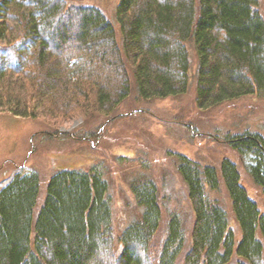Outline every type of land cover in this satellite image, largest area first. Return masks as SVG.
Instances as JSON below:
<instances>
[{"label":"trees","instance_id":"1","mask_svg":"<svg viewBox=\"0 0 264 264\" xmlns=\"http://www.w3.org/2000/svg\"><path fill=\"white\" fill-rule=\"evenodd\" d=\"M115 16L118 34L77 0H0V114L54 123L106 116L131 82L144 101L193 87L199 110L264 93V0H117ZM227 141L239 157L264 159L259 136ZM178 162L188 237L177 215L164 221L151 180L131 181L138 212L122 228L97 167L53 174L37 214L39 176L30 173L0 190V264H264V211L237 165ZM247 172L264 188L261 162ZM220 185L238 232L210 196Z\"/></svg>","mask_w":264,"mask_h":264},{"label":"rangeland","instance_id":"2","mask_svg":"<svg viewBox=\"0 0 264 264\" xmlns=\"http://www.w3.org/2000/svg\"><path fill=\"white\" fill-rule=\"evenodd\" d=\"M77 1L99 9L118 34L117 0ZM131 88L129 96L106 116L93 113L54 123L0 114V190L17 175L38 174L37 214L53 174L97 167L107 181L117 225L123 228L138 212L129 190L131 181L151 180L159 191L164 221L177 215L188 237L192 215L178 173L181 156L216 169L223 160L233 162L247 193L264 211V188L256 187L247 172L256 162L264 166V159L253 154L239 157L227 141L249 134L264 142V93L199 110L193 87L179 97L149 101L138 98L133 82ZM210 196L224 206L229 225L238 232L223 186ZM165 233L163 230L162 238Z\"/></svg>","mask_w":264,"mask_h":264}]
</instances>
